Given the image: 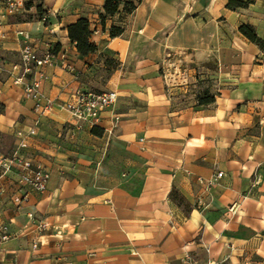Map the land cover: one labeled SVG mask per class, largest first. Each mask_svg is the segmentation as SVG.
<instances>
[{
    "label": "crops",
    "instance_id": "obj_1",
    "mask_svg": "<svg viewBox=\"0 0 264 264\" xmlns=\"http://www.w3.org/2000/svg\"><path fill=\"white\" fill-rule=\"evenodd\" d=\"M33 1L48 22L19 18L32 7L0 26V224L12 222L14 232L0 239V264H264V48L240 31L250 23L264 38V0L238 9L228 0H142L117 37L110 28L119 14L106 28L100 21L105 0ZM81 17L99 47L89 55L69 36ZM19 30L40 54L57 50L34 72L55 102L47 115L13 81ZM178 54L202 63L199 74L169 72ZM208 86L216 101L197 106ZM80 89L119 94L97 125L102 134L62 106ZM38 121L21 146L18 131ZM16 152L51 172L47 190L24 186L20 206L11 196L22 170L5 165ZM219 172L212 186L200 181ZM174 187L189 212L172 199ZM41 220L49 224L42 230Z\"/></svg>",
    "mask_w": 264,
    "mask_h": 264
},
{
    "label": "built area",
    "instance_id": "obj_2",
    "mask_svg": "<svg viewBox=\"0 0 264 264\" xmlns=\"http://www.w3.org/2000/svg\"><path fill=\"white\" fill-rule=\"evenodd\" d=\"M27 11L26 3L23 0H0V26L6 15H20ZM18 35L22 37L21 61L12 68V76L15 84H23L27 97L35 100V110L40 115L49 114L55 102L47 97L41 90V80L34 77L35 68L52 64L55 54L47 51L40 54L31 40V34L26 30H19ZM63 66L72 69L73 66L67 61H63ZM17 71V72H16ZM33 75V77H32ZM119 94L116 90L96 91L90 89H80L76 92L72 100L62 103V106L69 110L79 122H88L92 126L98 125L103 117V113L118 101ZM39 121L29 131H18L21 137V146H26L28 138L38 132ZM7 169L13 165L19 166L22 170L21 183L22 187L12 194L11 199L16 205H22L28 200V194L24 186H32L38 191H45L48 188L51 178V172L46 167L34 164L31 160L21 157L17 152L14 157L10 158L5 164ZM223 172H219L216 177L206 180L200 178L201 182H206L209 186L214 185L222 177ZM3 193L7 192L2 188ZM29 217L34 222L37 220L35 214L29 213ZM39 229H45L49 224L43 220L36 222ZM12 222L0 224V239L7 240L13 236ZM37 246V243L35 244ZM209 264H221L218 261H210Z\"/></svg>",
    "mask_w": 264,
    "mask_h": 264
},
{
    "label": "trees",
    "instance_id": "obj_3",
    "mask_svg": "<svg viewBox=\"0 0 264 264\" xmlns=\"http://www.w3.org/2000/svg\"><path fill=\"white\" fill-rule=\"evenodd\" d=\"M142 0H105L104 11L100 13V21L104 28H106L107 20L110 18H114L116 15H120V22L112 24L110 28L111 37L122 36L125 33V20L126 18L132 14L138 4ZM256 0H228V7L231 9L245 8L250 4L254 3ZM36 8L35 13H30L31 16L26 17L20 16V19H45L48 22V11L43 7L41 3H35L33 0H29L26 2L27 10H31ZM28 14V13H27ZM69 36L70 39L76 43L78 51L82 55H89L91 53H95L99 50V47L96 43L91 40L92 34L94 30L91 27V21L87 17H81L76 22L68 25ZM240 31L250 39V41L258 44L262 48H264V38L260 36L255 27L250 23H243L240 26ZM57 50H52L53 53H56ZM215 64L213 67L209 68L212 71L217 70V61L214 60ZM106 62L108 65L115 66L116 61L111 58H107ZM218 93L211 90V87H205L198 95H197V106H204L214 103L216 101ZM99 126H94L93 131L97 134H102L103 129L99 131ZM171 197L175 200L180 206H183L186 211H190L192 209V204L187 200V198L177 189L173 188L171 192Z\"/></svg>",
    "mask_w": 264,
    "mask_h": 264
},
{
    "label": "rangeland",
    "instance_id": "obj_4",
    "mask_svg": "<svg viewBox=\"0 0 264 264\" xmlns=\"http://www.w3.org/2000/svg\"><path fill=\"white\" fill-rule=\"evenodd\" d=\"M26 17L31 16L30 13H25ZM105 61L107 60V58H104ZM172 61L168 62L166 65V68L168 69V71H172V73L174 75H181L182 71H184V69H188V67H193L196 68L199 74V70L202 69V63H196V61H192V58L190 56H186L183 54H178V55H173L171 57ZM214 59H211L208 64L210 67L214 66ZM168 72V73H169ZM210 77H205V81L210 80ZM5 110V106L4 104H2L0 102V113L3 112Z\"/></svg>",
    "mask_w": 264,
    "mask_h": 264
}]
</instances>
